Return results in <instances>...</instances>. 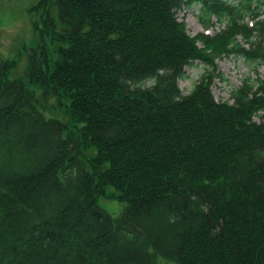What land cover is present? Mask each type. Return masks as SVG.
I'll list each match as a JSON object with an SVG mask.
<instances>
[{
  "label": "trees",
  "instance_id": "16d2710c",
  "mask_svg": "<svg viewBox=\"0 0 264 264\" xmlns=\"http://www.w3.org/2000/svg\"><path fill=\"white\" fill-rule=\"evenodd\" d=\"M47 7L25 76L0 55V264H264V80L212 92L219 60L264 64V0Z\"/></svg>",
  "mask_w": 264,
  "mask_h": 264
},
{
  "label": "rangeland",
  "instance_id": "374dc122",
  "mask_svg": "<svg viewBox=\"0 0 264 264\" xmlns=\"http://www.w3.org/2000/svg\"><path fill=\"white\" fill-rule=\"evenodd\" d=\"M52 0H0V55L3 59L14 62L10 78L17 80L23 78L26 74L28 64L33 58L32 51L42 41L41 33L43 25L42 18L45 11L52 12L50 7L46 8L48 2ZM199 8L184 10L178 14L179 21L186 25L187 33L191 37L205 34L213 36L218 31V25L206 29L199 21ZM45 18V17H44ZM38 28V30H37ZM46 46L49 53H53L51 43L48 41ZM220 72L224 75L225 81L216 79L212 92L218 102H231V91L242 85L248 76L264 80V64L258 67V73L250 70V67L242 58H228L218 61ZM205 73V66L196 64L187 69V79L179 82V87L184 94H188L193 86L199 81ZM46 108L53 107L54 101L49 99L48 103L43 102ZM112 189L109 190L111 192ZM99 206L108 212L113 218L120 216L124 210L125 203L111 197H102ZM156 264H173L164 259H159Z\"/></svg>",
  "mask_w": 264,
  "mask_h": 264
}]
</instances>
